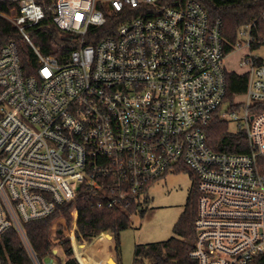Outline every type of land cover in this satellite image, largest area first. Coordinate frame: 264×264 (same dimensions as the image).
<instances>
[{"label":"built area","instance_id":"obj_1","mask_svg":"<svg viewBox=\"0 0 264 264\" xmlns=\"http://www.w3.org/2000/svg\"><path fill=\"white\" fill-rule=\"evenodd\" d=\"M0 1L17 2L9 19L36 57L27 72L14 41L0 48V238L14 227L33 264H66L55 225L51 251L39 258L24 223L60 204L82 209V188L112 214L147 184L189 170L199 193L191 257L254 264L264 254V109L256 106L264 102L263 57L247 56V91L222 110L223 23L196 0ZM48 11L73 36L64 61L43 54L28 32ZM243 27L250 50L264 46L254 23ZM216 114L244 135L247 151L208 145L205 127ZM73 232L72 250H80Z\"/></svg>","mask_w":264,"mask_h":264},{"label":"trees","instance_id":"obj_2","mask_svg":"<svg viewBox=\"0 0 264 264\" xmlns=\"http://www.w3.org/2000/svg\"><path fill=\"white\" fill-rule=\"evenodd\" d=\"M187 0H163L170 6H180ZM203 4L212 19L222 20V40L226 55L238 47L239 30L246 24H255L253 33L264 37V0H196ZM18 11L17 2L0 1V48L10 41H14L19 49L22 64L29 72V67L36 64V57L31 45L23 38L16 25L7 17ZM116 24L113 17L110 18L108 27ZM99 30V29H98ZM33 43L45 55H53L59 61L66 60L73 45L63 39L64 31L53 20L52 12L37 24L28 28ZM101 37L104 32L99 30ZM89 43H95L89 40ZM259 45L253 44L256 49ZM260 61V60H259ZM248 72L227 71V93L224 102H231L237 96L246 93L248 88ZM264 109V102L257 103ZM208 145L215 151L244 152L247 151V142L241 132H233L230 124L223 121L216 114L205 127ZM194 182L189 192L183 212L173 227L174 235L167 240L137 244L134 252V264H198L190 253L196 240L195 220L198 212V187L197 177L191 172ZM148 185L145 186L147 189ZM145 191V192H144ZM137 199L122 208H115L112 216L105 206H97L100 197L82 188L77 196V202L82 209H76L75 217L76 237L79 242L86 238L90 246L87 253L84 250L72 251V236L67 230L63 220L55 224L53 240L63 243L67 255L70 257L66 264H105L114 256L113 238L105 233L108 230L113 234L116 243L117 261L119 262L120 244L118 241L120 232L131 226L130 213L144 214V202L149 201L146 190ZM93 212V213H91ZM107 212V213H106ZM64 218L68 226L73 224L74 216L70 207L60 204L48 217L32 220L24 223V228L35 254L44 258L50 253L53 246L51 230L57 218ZM109 234V233H108ZM110 235V234H109ZM75 251V253H74ZM77 258H76V256ZM90 256H88V255ZM0 255L2 264H33L18 232L14 227L6 230L0 238ZM74 258H73V257ZM95 258L96 260L92 259ZM79 260V261H78ZM80 262V263H79ZM254 264H264V254L259 256Z\"/></svg>","mask_w":264,"mask_h":264},{"label":"rangeland","instance_id":"obj_3","mask_svg":"<svg viewBox=\"0 0 264 264\" xmlns=\"http://www.w3.org/2000/svg\"><path fill=\"white\" fill-rule=\"evenodd\" d=\"M14 15L15 13L10 14L7 17L12 18ZM242 29L245 28L243 27ZM245 40V37L240 36L239 41L243 44L226 56L225 67L227 70L245 72L248 66L244 64V61L251 53L264 58V46H258L255 50H250L246 44H244ZM229 107L230 102H224L222 110H227ZM233 128L234 125L230 124V129ZM193 182L194 178L191 172L189 170H183L170 172L148 185L146 193L149 197V201L147 203L144 202V214H140L139 212L130 213L131 226L120 232L118 238L120 244L118 252L120 264H134V252L137 244L164 241L174 235L173 227L183 212ZM144 198V195H142V201ZM71 210L74 216L71 227L68 226L67 222L62 217L57 218L53 225L58 221L63 220L67 230L74 233L73 231L78 228H75L74 225L75 210ZM108 233L110 236H113L109 230ZM108 233H105V235ZM83 239L82 242H79L83 245L82 248H79L81 251L84 250L85 247L88 248V245L90 246L88 240L86 238ZM114 241L113 238V242ZM114 257H118L116 252H114ZM93 259L96 260L95 258ZM109 259L105 264H110Z\"/></svg>","mask_w":264,"mask_h":264},{"label":"water","instance_id":"obj_4","mask_svg":"<svg viewBox=\"0 0 264 264\" xmlns=\"http://www.w3.org/2000/svg\"><path fill=\"white\" fill-rule=\"evenodd\" d=\"M72 38H73L72 35H67V34H64L63 35V39L66 40V41H69ZM109 260L112 261L111 264H118V262H117V260L115 258H110ZM47 261H51V259L50 258H47Z\"/></svg>","mask_w":264,"mask_h":264},{"label":"bare ground","instance_id":"obj_5","mask_svg":"<svg viewBox=\"0 0 264 264\" xmlns=\"http://www.w3.org/2000/svg\"><path fill=\"white\" fill-rule=\"evenodd\" d=\"M77 216V212H75V217ZM71 235H72V233H71ZM107 236L108 237H111L109 234H107ZM73 237V236H72ZM85 251H86V253H87V249H86V247H85ZM74 253H75V251H74ZM75 256H76V254H75ZM76 258H77V256H76ZM79 261V260H78ZM80 263V262H79ZM109 263L111 264L112 263V261H110L109 260ZM81 264V263H80Z\"/></svg>","mask_w":264,"mask_h":264},{"label":"crops","instance_id":"obj_6","mask_svg":"<svg viewBox=\"0 0 264 264\" xmlns=\"http://www.w3.org/2000/svg\"><path fill=\"white\" fill-rule=\"evenodd\" d=\"M111 216H112V214H111ZM115 240V239H114ZM115 242V241H114ZM88 247H89V245H88ZM116 243H114V252H116ZM86 249H88L87 247H86ZM117 253V252H116ZM88 255V254H87ZM89 256V255H88ZM90 257V256H89ZM114 257V256H113ZM92 258V257H91ZM115 258V257H114ZM93 259V258H92ZM116 260H117V258H115ZM98 263H100L99 261H97ZM118 262V261H117Z\"/></svg>","mask_w":264,"mask_h":264}]
</instances>
